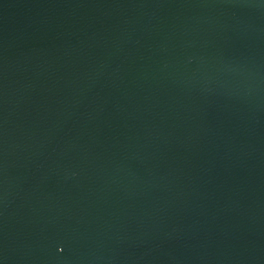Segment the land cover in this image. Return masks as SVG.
I'll list each match as a JSON object with an SVG mask.
<instances>
[{"label":"water","instance_id":"1","mask_svg":"<svg viewBox=\"0 0 264 264\" xmlns=\"http://www.w3.org/2000/svg\"><path fill=\"white\" fill-rule=\"evenodd\" d=\"M0 264H264V0H0Z\"/></svg>","mask_w":264,"mask_h":264}]
</instances>
